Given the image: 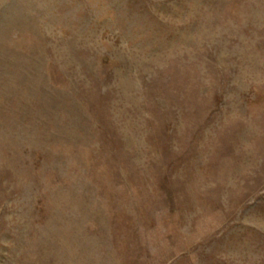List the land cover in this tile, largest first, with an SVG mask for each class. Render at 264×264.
I'll return each mask as SVG.
<instances>
[{
  "label": "rangeland",
  "instance_id": "rangeland-1",
  "mask_svg": "<svg viewBox=\"0 0 264 264\" xmlns=\"http://www.w3.org/2000/svg\"><path fill=\"white\" fill-rule=\"evenodd\" d=\"M0 264H264V0H0Z\"/></svg>",
  "mask_w": 264,
  "mask_h": 264
}]
</instances>
